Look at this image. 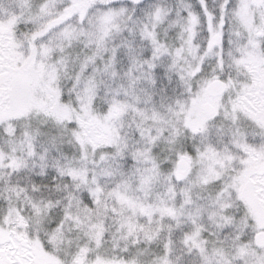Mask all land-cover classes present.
Returning a JSON list of instances; mask_svg holds the SVG:
<instances>
[{
    "label": "snow or ice",
    "instance_id": "snow-or-ice-1",
    "mask_svg": "<svg viewBox=\"0 0 264 264\" xmlns=\"http://www.w3.org/2000/svg\"><path fill=\"white\" fill-rule=\"evenodd\" d=\"M0 264H264V0H0Z\"/></svg>",
    "mask_w": 264,
    "mask_h": 264
}]
</instances>
